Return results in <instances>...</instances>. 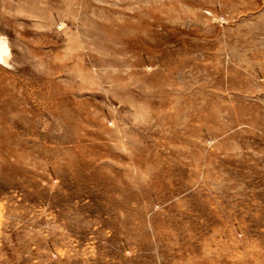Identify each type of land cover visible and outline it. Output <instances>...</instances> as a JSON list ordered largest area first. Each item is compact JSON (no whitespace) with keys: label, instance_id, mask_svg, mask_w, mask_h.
I'll use <instances>...</instances> for the list:
<instances>
[{"label":"rangeland","instance_id":"obj_1","mask_svg":"<svg viewBox=\"0 0 264 264\" xmlns=\"http://www.w3.org/2000/svg\"><path fill=\"white\" fill-rule=\"evenodd\" d=\"M0 264H264V0H0Z\"/></svg>","mask_w":264,"mask_h":264}]
</instances>
